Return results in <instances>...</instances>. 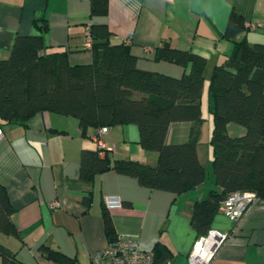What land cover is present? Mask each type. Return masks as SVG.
Here are the masks:
<instances>
[{"label":"crops","instance_id":"crops-1","mask_svg":"<svg viewBox=\"0 0 264 264\" xmlns=\"http://www.w3.org/2000/svg\"><path fill=\"white\" fill-rule=\"evenodd\" d=\"M232 11L245 24L235 39L264 43V0H107L105 15H91L90 0H0V59L8 56L15 35L36 33L33 20L44 17L49 48L67 51L70 64H88L92 59L88 26L105 24L112 33L110 42L129 43L140 69L175 77L184 73L181 65L153 58L155 48L163 42L203 56L201 103L206 96L208 107L211 71L234 48V40L224 36ZM188 125L170 124L167 141L185 140ZM227 130L229 134L244 131L235 124H228ZM210 133L202 149L200 136L197 143L205 179L176 194L148 188L114 170L101 172L92 180L80 178L83 148L102 145L111 158L156 163L157 153L138 143L133 123L107 127L99 133V140L94 128L81 135L74 117L53 112L34 114L26 126L1 123L0 183L16 209L12 220L20 237L0 234V242L26 264H60L42 254L41 245L75 258L78 264H91V253L110 240L102 216L105 208L115 235H129L148 252L159 241L172 254L163 264H187L200 237L190 223L192 205L210 189H219L211 167ZM88 196L90 203L85 205L82 199ZM210 228L227 234L210 264H264V198L257 197L236 221L218 210Z\"/></svg>","mask_w":264,"mask_h":264},{"label":"trees","instance_id":"trees-1","mask_svg":"<svg viewBox=\"0 0 264 264\" xmlns=\"http://www.w3.org/2000/svg\"><path fill=\"white\" fill-rule=\"evenodd\" d=\"M107 0H90L91 15H105ZM36 33L15 35L9 54L0 59V124L27 121L38 112L70 115L77 120L81 135L94 128L133 123L138 143L155 151V164L132 159L111 158L107 148L81 149L80 178L92 180L104 171L136 178L143 186L176 194L203 182L206 170L197 154L203 123L201 91L206 59L190 50L163 42L155 48V60H167L186 69L179 76L140 69L130 45L110 42L112 33L105 24L88 26L91 62L70 64L65 50L46 44L48 24L44 17L33 20ZM244 19L231 12L224 36L234 40L232 52L216 64L208 82V109L212 114L209 138L214 183L207 196L192 205L190 223L199 236L210 229L222 200L234 191H251L264 198V43L249 44ZM174 122L188 123L187 137L168 142L167 132ZM228 124L244 129L229 134ZM89 205L90 197L82 199ZM16 209L0 183V234L20 237L12 220ZM104 228L113 239V225L103 208ZM40 250L60 264H78L48 245ZM153 264L171 257L161 242L153 246ZM0 264H26L15 251L0 242Z\"/></svg>","mask_w":264,"mask_h":264},{"label":"built area","instance_id":"built-area-1","mask_svg":"<svg viewBox=\"0 0 264 264\" xmlns=\"http://www.w3.org/2000/svg\"><path fill=\"white\" fill-rule=\"evenodd\" d=\"M86 37L87 41H90L88 30ZM106 130L107 127H102L98 133ZM96 139L99 140L98 137ZM256 198L255 193L251 191L228 193L222 200L219 211L230 220L236 221ZM226 239V233L210 228L195 241L188 254L187 264H210L216 251ZM90 262L91 264H153V253L141 249L138 241L129 235L119 234L109 240L104 248L92 252Z\"/></svg>","mask_w":264,"mask_h":264},{"label":"rangeland","instance_id":"rangeland-1","mask_svg":"<svg viewBox=\"0 0 264 264\" xmlns=\"http://www.w3.org/2000/svg\"><path fill=\"white\" fill-rule=\"evenodd\" d=\"M201 108H202L201 110H202L203 123L200 131V141H201L200 148L202 149L204 147L203 143H206L209 130H211V126H212V114L207 107L206 96L203 97ZM208 126L210 128L209 130H208Z\"/></svg>","mask_w":264,"mask_h":264}]
</instances>
